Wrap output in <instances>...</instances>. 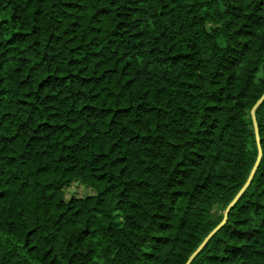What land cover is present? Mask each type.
I'll return each instance as SVG.
<instances>
[{
    "label": "trees",
    "instance_id": "obj_1",
    "mask_svg": "<svg viewBox=\"0 0 264 264\" xmlns=\"http://www.w3.org/2000/svg\"><path fill=\"white\" fill-rule=\"evenodd\" d=\"M263 94L264 0H0V264H186ZM256 118L191 264H264Z\"/></svg>",
    "mask_w": 264,
    "mask_h": 264
},
{
    "label": "water",
    "instance_id": "obj_2",
    "mask_svg": "<svg viewBox=\"0 0 264 264\" xmlns=\"http://www.w3.org/2000/svg\"><path fill=\"white\" fill-rule=\"evenodd\" d=\"M264 103V94L262 97L257 101V103L254 105V107L251 110V116L253 119L254 127H255V133H256V139L258 143V158L255 163V166L253 167L250 176L243 186V188L239 191V193L236 195V197L233 199V201L229 204L226 211L224 212L223 220L222 222L206 237V239L203 241V243L198 247V249L190 256L186 264H191L194 259L203 251V249L207 246V244L210 242V240L218 233V231L227 223L229 214L231 210L235 207V205L238 203L240 198L243 196V194L247 191L249 186L251 185L255 174L258 170V167L262 160V148H261V142H260V135H259V129L257 124V118H256V112L259 109V107Z\"/></svg>",
    "mask_w": 264,
    "mask_h": 264
},
{
    "label": "rangeland",
    "instance_id": "obj_3",
    "mask_svg": "<svg viewBox=\"0 0 264 264\" xmlns=\"http://www.w3.org/2000/svg\"><path fill=\"white\" fill-rule=\"evenodd\" d=\"M91 194L92 192L89 189H86L79 184H74L70 189L66 191L67 199L73 196L77 198H83Z\"/></svg>",
    "mask_w": 264,
    "mask_h": 264
}]
</instances>
